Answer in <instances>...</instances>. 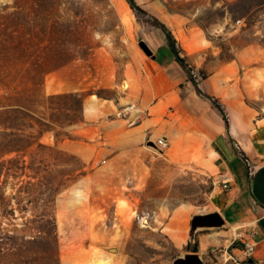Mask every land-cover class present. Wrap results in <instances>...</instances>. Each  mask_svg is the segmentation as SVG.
Wrapping results in <instances>:
<instances>
[{
	"label": "rangeland",
	"instance_id": "obj_1",
	"mask_svg": "<svg viewBox=\"0 0 264 264\" xmlns=\"http://www.w3.org/2000/svg\"><path fill=\"white\" fill-rule=\"evenodd\" d=\"M134 3L0 0V102L36 107L14 87L40 80L36 64L49 69L31 118L10 108L0 114V146L20 150L0 157V264H173L188 254L202 264H247L231 252L235 243L198 249L197 237L215 231L193 226L214 210L221 187L214 175L161 165L150 151L141 170L131 167L129 178L125 164L120 177L99 128L128 121L145 87L161 86L157 65L173 56L155 19L180 56L188 53L195 82L241 58L264 81V0ZM194 61L206 65L196 69ZM50 85L78 91L50 94ZM250 104L264 109V97ZM182 224L188 242L179 246L173 237Z\"/></svg>",
	"mask_w": 264,
	"mask_h": 264
},
{
	"label": "crops",
	"instance_id": "obj_2",
	"mask_svg": "<svg viewBox=\"0 0 264 264\" xmlns=\"http://www.w3.org/2000/svg\"><path fill=\"white\" fill-rule=\"evenodd\" d=\"M193 63L196 69L206 65L205 61ZM157 68L162 87H145L128 121L101 124V141L107 152L113 153L107 163L117 165L119 176L126 164L131 178V167L141 170L152 151L147 143L165 140L168 149L159 159L161 165L204 168L227 183L225 190L219 188L213 212L203 215L217 214L221 225L199 227L215 231L197 237L198 249L205 250L215 242L227 243L226 248L235 243L233 254H239L247 264H264V109L250 104L264 97L260 68L242 58L219 62L197 80L201 94L186 82L173 57ZM47 88L50 94L78 91ZM204 95L223 105L228 127ZM242 158L249 161L251 174ZM183 210L191 214L187 207ZM187 236L182 224L173 239L181 246L188 242ZM245 245L252 247L251 253L245 254Z\"/></svg>",
	"mask_w": 264,
	"mask_h": 264
},
{
	"label": "trees",
	"instance_id": "obj_3",
	"mask_svg": "<svg viewBox=\"0 0 264 264\" xmlns=\"http://www.w3.org/2000/svg\"><path fill=\"white\" fill-rule=\"evenodd\" d=\"M126 2L128 3V5L130 6L131 9H135V3L134 0H126ZM154 26L159 28L163 35L165 36V40H166V45L167 48L169 50V53L173 56L174 58V62L181 67V69L188 75L189 77V83L191 85V87L193 88V90L199 94H201V92L199 91L198 87H197V82H195L190 76L189 73L191 72L189 70V66L186 64V59L185 56L181 57L180 56V51L179 49H177L176 47V43L175 40L171 34V32L160 22H158L156 19L154 21ZM34 74L35 76H39L40 80L39 81H33L32 83H30V86L28 85V83L26 82H20L19 84H16L14 87V92H15V97H17L18 95H21L22 93H25L26 95L31 96V99H33L32 101H34V106L36 107H28L26 105L23 104H19L17 103L16 100H14L10 105H5L2 104L0 102V114L4 113L6 111L7 108H10L12 110V115L13 117H17L19 115L22 116H26L28 118H31L34 111H36L35 108H37V106H39V99L42 97L39 94V87L41 84V79H43L48 73H49V69L44 65V64H36V66L34 67ZM204 76V75H203ZM29 86V87H28ZM20 88V90H19ZM35 93V95H34ZM64 98L65 96H51L49 99L53 100L56 98ZM204 97H206L210 102L212 107L219 113V115L221 116V119L224 123V125L226 127H228V122H227V117H226V113H225V109L223 107V105L215 98H211L208 97L206 95H204ZM3 147L0 146V157L4 156V154L7 153H19L20 150L17 149L16 147L11 148V149H2ZM8 150V151H6Z\"/></svg>",
	"mask_w": 264,
	"mask_h": 264
},
{
	"label": "built area",
	"instance_id": "obj_4",
	"mask_svg": "<svg viewBox=\"0 0 264 264\" xmlns=\"http://www.w3.org/2000/svg\"><path fill=\"white\" fill-rule=\"evenodd\" d=\"M129 109L132 110L133 107H131ZM147 147L152 149V155L150 156V158L154 160V159H156L157 156H164V153L168 149V144L163 139H157L154 142L149 141L147 143ZM241 160L243 161L245 166L248 168L249 174H251L252 173V167H251L249 161L244 159V158H242ZM219 183H220L221 188H223V190H225L227 188V183H226L224 178H220L219 179ZM244 252H245V254L251 253L252 252V247L249 246V245H245Z\"/></svg>",
	"mask_w": 264,
	"mask_h": 264
},
{
	"label": "water",
	"instance_id": "obj_5",
	"mask_svg": "<svg viewBox=\"0 0 264 264\" xmlns=\"http://www.w3.org/2000/svg\"><path fill=\"white\" fill-rule=\"evenodd\" d=\"M221 221L217 214H212L208 216L196 217L193 221L194 227H205V226H219ZM115 252V250H114ZM173 264H202L197 254H188L183 258L176 259Z\"/></svg>",
	"mask_w": 264,
	"mask_h": 264
},
{
	"label": "bare ground",
	"instance_id": "obj_6",
	"mask_svg": "<svg viewBox=\"0 0 264 264\" xmlns=\"http://www.w3.org/2000/svg\"><path fill=\"white\" fill-rule=\"evenodd\" d=\"M117 1H122V0H117ZM124 7H126L125 5H124ZM129 10V9H128Z\"/></svg>",
	"mask_w": 264,
	"mask_h": 264
}]
</instances>
